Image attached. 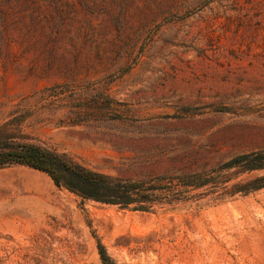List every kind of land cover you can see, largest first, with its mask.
<instances>
[{
    "label": "rangeland",
    "instance_id": "obj_1",
    "mask_svg": "<svg viewBox=\"0 0 264 264\" xmlns=\"http://www.w3.org/2000/svg\"><path fill=\"white\" fill-rule=\"evenodd\" d=\"M10 143L166 185L141 211L0 167V264H264V187L231 192L262 172L182 185L264 148V0H0Z\"/></svg>",
    "mask_w": 264,
    "mask_h": 264
},
{
    "label": "trees",
    "instance_id": "obj_2",
    "mask_svg": "<svg viewBox=\"0 0 264 264\" xmlns=\"http://www.w3.org/2000/svg\"><path fill=\"white\" fill-rule=\"evenodd\" d=\"M14 163L25 164L46 172L55 185L64 187L81 197L141 211L150 210L157 200V197H154L155 191L160 185H166V176L141 181L124 180L86 169L69 161L64 155L33 144L0 145V167ZM252 171L262 173L241 184H235L231 192L248 193L264 187V148L235 155L218 169L193 174L191 179L184 181L182 185L199 188L213 182L223 184L229 181L232 175L237 176ZM222 188H225V185ZM162 192L160 194L168 195L169 189H164ZM99 254L103 264H115L101 245H99Z\"/></svg>",
    "mask_w": 264,
    "mask_h": 264
}]
</instances>
